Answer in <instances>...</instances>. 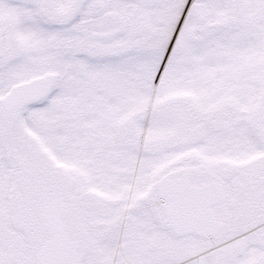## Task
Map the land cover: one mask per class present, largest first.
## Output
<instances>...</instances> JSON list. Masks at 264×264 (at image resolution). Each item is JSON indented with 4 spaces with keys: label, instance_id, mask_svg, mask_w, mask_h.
<instances>
[{
    "label": "snow or ice",
    "instance_id": "6c2138e0",
    "mask_svg": "<svg viewBox=\"0 0 264 264\" xmlns=\"http://www.w3.org/2000/svg\"><path fill=\"white\" fill-rule=\"evenodd\" d=\"M0 264H264V0H0Z\"/></svg>",
    "mask_w": 264,
    "mask_h": 264
}]
</instances>
